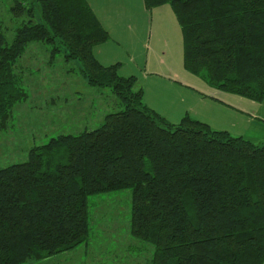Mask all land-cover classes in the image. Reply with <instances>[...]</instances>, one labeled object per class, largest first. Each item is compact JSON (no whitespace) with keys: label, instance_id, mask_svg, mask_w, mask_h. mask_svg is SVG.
Masks as SVG:
<instances>
[{"label":"trees","instance_id":"16d2710c","mask_svg":"<svg viewBox=\"0 0 264 264\" xmlns=\"http://www.w3.org/2000/svg\"><path fill=\"white\" fill-rule=\"evenodd\" d=\"M165 3L182 27L187 70L264 100V0H145L148 9ZM27 4L10 8L27 16L12 42L0 21V119L27 98L15 64L31 41L56 43L53 56L78 60L88 84L110 87L123 108L0 168V264L78 247L91 232L90 197L124 189L132 193V234L154 246L151 264H264V143L190 115L173 123L146 105L136 76L95 56L110 33L88 0Z\"/></svg>","mask_w":264,"mask_h":264},{"label":"rangeland","instance_id":"374dc122","mask_svg":"<svg viewBox=\"0 0 264 264\" xmlns=\"http://www.w3.org/2000/svg\"><path fill=\"white\" fill-rule=\"evenodd\" d=\"M27 1L28 6L31 0ZM14 3L15 0H0V21L9 42L14 39L16 27L27 19L26 15H13L10 8ZM35 9L38 21L40 13L37 6ZM29 46L15 64L27 98L15 104L7 118L0 119V168L28 160L33 147L52 137L96 128L104 122L99 118L123 108L110 87H93L107 90L105 96L90 91L78 60H67L57 52L53 56L56 43L34 41ZM238 98L244 102L236 107L243 111L237 110L235 116L226 118L230 122L227 130L254 143H264V100ZM89 212L90 236L66 253L70 259L66 264H151L154 246L131 232L130 189L91 196ZM54 261L45 257L25 264H56Z\"/></svg>","mask_w":264,"mask_h":264},{"label":"crops","instance_id":"0c3cea01","mask_svg":"<svg viewBox=\"0 0 264 264\" xmlns=\"http://www.w3.org/2000/svg\"><path fill=\"white\" fill-rule=\"evenodd\" d=\"M88 1L110 33L108 41L94 47L95 56L104 65L120 62L123 76H136L134 89L143 90L150 108L173 123L190 115L217 130H227L226 118L243 111L236 107L244 102L238 98L242 96L218 89L204 75L185 68L182 27L169 3L148 9L145 0ZM90 91L105 96L107 90L90 86ZM72 250L49 258L66 264V253Z\"/></svg>","mask_w":264,"mask_h":264}]
</instances>
